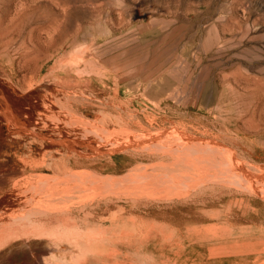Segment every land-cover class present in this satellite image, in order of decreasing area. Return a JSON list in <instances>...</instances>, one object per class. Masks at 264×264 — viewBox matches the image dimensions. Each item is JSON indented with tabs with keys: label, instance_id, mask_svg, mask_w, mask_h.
Segmentation results:
<instances>
[{
	"label": "rangeland",
	"instance_id": "rangeland-1",
	"mask_svg": "<svg viewBox=\"0 0 264 264\" xmlns=\"http://www.w3.org/2000/svg\"><path fill=\"white\" fill-rule=\"evenodd\" d=\"M3 26L1 264H264V0H0Z\"/></svg>",
	"mask_w": 264,
	"mask_h": 264
},
{
	"label": "bare ground",
	"instance_id": "bare-ground-1",
	"mask_svg": "<svg viewBox=\"0 0 264 264\" xmlns=\"http://www.w3.org/2000/svg\"><path fill=\"white\" fill-rule=\"evenodd\" d=\"M10 30L8 29V26H3L2 27V29L0 30V34L1 35H5L7 32H9ZM119 31V30H118ZM0 85H2L1 83H0ZM15 89V88H14ZM17 90H19V89H17ZM5 91V90H4ZM14 91V90H13ZM157 92V91H156ZM18 94V93H17ZM21 95V94H20ZM0 96H3V98L4 97H6V96H8V94L7 93H5V92H2L1 94H0ZM1 98V97H0ZM8 98V97H7ZM11 99V98H10ZM11 101H13V100H11ZM14 106V105H13ZM4 112V111H3ZM7 113V112H6ZM11 115V114H10ZM13 115V114H12ZM3 116V115H2ZM15 116V115H14ZM11 122V121H10ZM16 123V122H15ZM19 124V123H18ZM17 124V125H18ZM14 129V128H13ZM20 159V158H19ZM1 161V160H0ZM2 162V161H1ZM49 170V169H48ZM18 181V180H17ZM1 191V190H0ZM47 201H48V199H47ZM41 206V205H40ZM49 207H50V205H49ZM42 208V207H41ZM32 212V211H31ZM38 212V211H37ZM45 212H46V210H45ZM42 213H44V212H42ZM39 214H41V213H39ZM47 214V213H46ZM102 227V226H101ZM29 228V227H28ZM93 229V228H92ZM95 229V228H94ZM90 232V231H89ZM88 232V233H89ZM91 233V232H90ZM101 233V232H100ZM103 234V233H102ZM9 235L10 234H8L5 230H1L0 231V245L2 244V243H4V242H6L8 239H9ZM22 235V234H21ZM93 235V234H92ZM97 235H99V233L98 234H96L95 233V235L94 236H96L95 238L97 239V238H99V237H97ZM105 235V234H104ZM89 236H91L90 234H89ZM89 236H87L88 238H89ZM94 236H93V238H94ZM102 236V235H101ZM92 237V236H91ZM94 238V239H95ZM101 238V237H100ZM20 239V238H19ZM90 239V238H89ZM92 239V238H91ZM15 241V240H14ZM1 248V247H0ZM48 250V249H47ZM49 251L50 250H48V253H49ZM42 256V255H41ZM45 258H46V255H45ZM36 260H38L35 264H46V260L45 259H43V258H40L39 257V259H36ZM2 261V260H1ZM35 262V261H34ZM30 263V262H29ZM29 263H27V264H29ZM33 263V262H32ZM1 264V263H0ZM31 264V263H30ZM34 264V263H33Z\"/></svg>",
	"mask_w": 264,
	"mask_h": 264
}]
</instances>
